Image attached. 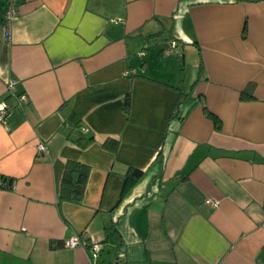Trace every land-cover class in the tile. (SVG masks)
<instances>
[{
	"label": "crops",
	"instance_id": "obj_1",
	"mask_svg": "<svg viewBox=\"0 0 264 264\" xmlns=\"http://www.w3.org/2000/svg\"><path fill=\"white\" fill-rule=\"evenodd\" d=\"M6 8L0 264H91L63 245L81 232L92 264H264V0H20L8 25ZM69 161L88 167L79 202L58 197Z\"/></svg>",
	"mask_w": 264,
	"mask_h": 264
},
{
	"label": "trees",
	"instance_id": "obj_2",
	"mask_svg": "<svg viewBox=\"0 0 264 264\" xmlns=\"http://www.w3.org/2000/svg\"><path fill=\"white\" fill-rule=\"evenodd\" d=\"M253 84L248 83L242 94H247L251 96L250 90ZM203 110L208 117L213 121L214 127L219 129L221 126L220 119L210 112L206 106L203 104ZM176 114V111L174 112ZM115 143H105V146L110 149H114ZM142 171L138 169H130L127 171L124 180V186L122 190V195L126 190L134 186L140 179ZM88 178V167L82 163L76 161H69L66 163L59 186V199L70 200L73 202H79L84 194L86 182ZM13 178L3 176L0 180V187L11 189L13 186Z\"/></svg>",
	"mask_w": 264,
	"mask_h": 264
},
{
	"label": "built area",
	"instance_id": "obj_3",
	"mask_svg": "<svg viewBox=\"0 0 264 264\" xmlns=\"http://www.w3.org/2000/svg\"><path fill=\"white\" fill-rule=\"evenodd\" d=\"M20 0H7V8L4 11V22L8 25L13 17L16 16L18 10L17 6ZM177 49V41L175 39H170L167 43V46L163 48L165 55H169L173 50ZM129 73V72H128ZM15 84L14 79H10L6 85L7 90L11 91ZM26 100V97L22 94L18 96V104H21ZM9 113V107L5 102H0V123L3 126L7 124V115ZM37 154L41 155L46 151V146L44 143H38L37 145ZM205 204L210 207L217 208L219 206V201L211 197H207L204 200ZM63 245L68 248L82 247L90 252V261L91 264L94 260L100 255V252L103 248V244L100 240L94 239L93 237H88L86 233H75L70 237L63 240ZM123 253H120V256H123Z\"/></svg>",
	"mask_w": 264,
	"mask_h": 264
},
{
	"label": "rangeland",
	"instance_id": "obj_4",
	"mask_svg": "<svg viewBox=\"0 0 264 264\" xmlns=\"http://www.w3.org/2000/svg\"><path fill=\"white\" fill-rule=\"evenodd\" d=\"M173 57H174V56H172V57H171V59H172ZM178 59H179V61H181V59H180V58H178ZM191 71H192V70H190V69H189V70H188V74H190V73H191Z\"/></svg>",
	"mask_w": 264,
	"mask_h": 264
}]
</instances>
